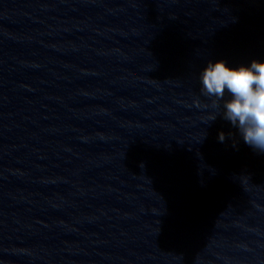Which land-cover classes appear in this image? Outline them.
I'll return each instance as SVG.
<instances>
[{
    "label": "clouds",
    "instance_id": "1",
    "mask_svg": "<svg viewBox=\"0 0 264 264\" xmlns=\"http://www.w3.org/2000/svg\"><path fill=\"white\" fill-rule=\"evenodd\" d=\"M199 80L202 93L215 98L214 108L219 109L223 102V118L238 130L244 143L264 153V61L239 67H229L223 60L209 61ZM218 140L224 142L223 133Z\"/></svg>",
    "mask_w": 264,
    "mask_h": 264
}]
</instances>
